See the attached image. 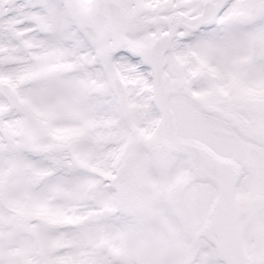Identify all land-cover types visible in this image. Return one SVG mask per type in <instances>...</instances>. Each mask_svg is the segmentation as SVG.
Masks as SVG:
<instances>
[{
    "label": "snow or ice",
    "instance_id": "obj_1",
    "mask_svg": "<svg viewBox=\"0 0 264 264\" xmlns=\"http://www.w3.org/2000/svg\"><path fill=\"white\" fill-rule=\"evenodd\" d=\"M0 264H264V0H0Z\"/></svg>",
    "mask_w": 264,
    "mask_h": 264
}]
</instances>
